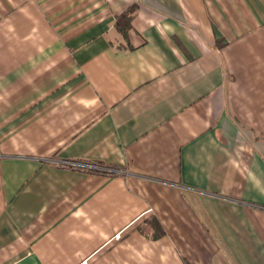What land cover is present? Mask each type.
Masks as SVG:
<instances>
[{
  "label": "crops",
  "instance_id": "crops-1",
  "mask_svg": "<svg viewBox=\"0 0 264 264\" xmlns=\"http://www.w3.org/2000/svg\"><path fill=\"white\" fill-rule=\"evenodd\" d=\"M0 264H264V0H0Z\"/></svg>",
  "mask_w": 264,
  "mask_h": 264
},
{
  "label": "built area",
  "instance_id": "built-area-1",
  "mask_svg": "<svg viewBox=\"0 0 264 264\" xmlns=\"http://www.w3.org/2000/svg\"><path fill=\"white\" fill-rule=\"evenodd\" d=\"M59 164L63 166H70V167H81V168H86L90 170H95V171H104L108 174H117V173H123L124 170L118 167H111V166H104L100 164H89V163H82V162H77V161H70V160H62L58 162Z\"/></svg>",
  "mask_w": 264,
  "mask_h": 264
},
{
  "label": "trees",
  "instance_id": "trees-1",
  "mask_svg": "<svg viewBox=\"0 0 264 264\" xmlns=\"http://www.w3.org/2000/svg\"><path fill=\"white\" fill-rule=\"evenodd\" d=\"M134 11L135 7L132 5V7L127 12L122 13L117 19V28H119L124 36L128 35V30L131 26V19Z\"/></svg>",
  "mask_w": 264,
  "mask_h": 264
}]
</instances>
